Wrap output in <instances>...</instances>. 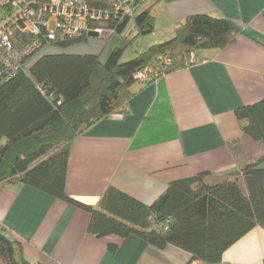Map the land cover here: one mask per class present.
I'll return each mask as SVG.
<instances>
[{
	"label": "crops",
	"instance_id": "crops-1",
	"mask_svg": "<svg viewBox=\"0 0 264 264\" xmlns=\"http://www.w3.org/2000/svg\"><path fill=\"white\" fill-rule=\"evenodd\" d=\"M152 2V34L161 31L170 38L179 23L202 14L233 21L240 34L224 49L198 51L194 63L136 83L122 113L76 136L64 192L88 207L95 208L108 187L149 206L172 182L206 174L205 182L215 184L264 153L261 143L242 136L234 116L236 109L264 100V0ZM88 39L66 49L49 47L37 59L91 55L101 62L108 45ZM89 218L81 208L33 187H0V227L20 242L30 264H202L190 262L179 248L159 249L137 236L96 238L87 233ZM215 264H264V230L244 234Z\"/></svg>",
	"mask_w": 264,
	"mask_h": 264
},
{
	"label": "trees",
	"instance_id": "trees-1",
	"mask_svg": "<svg viewBox=\"0 0 264 264\" xmlns=\"http://www.w3.org/2000/svg\"><path fill=\"white\" fill-rule=\"evenodd\" d=\"M87 1L92 8L109 9L116 0ZM148 1L133 0L131 18L118 13L96 24L111 32L100 39L122 34L129 23L138 35L152 34L153 2ZM238 34L239 27L229 19L192 15L170 38L125 63H120L123 50L118 48L104 63L91 55L40 57L0 86V187L21 183L81 208L90 217L87 233L96 238L137 236L159 249L179 248L190 255V262H220L222 253L244 234L256 227L264 230V153L215 184L205 182L206 174L172 182L162 204L147 206L108 187L92 208L68 198L64 185L72 141L96 122L123 112L133 95L130 89L138 83L137 72L163 67V58L170 63L166 73L183 68L190 65L191 54L224 49ZM87 39L50 46L66 49ZM234 116L242 136L264 148V100L236 109ZM0 264H30L20 242L1 227Z\"/></svg>",
	"mask_w": 264,
	"mask_h": 264
},
{
	"label": "built area",
	"instance_id": "built-area-1",
	"mask_svg": "<svg viewBox=\"0 0 264 264\" xmlns=\"http://www.w3.org/2000/svg\"><path fill=\"white\" fill-rule=\"evenodd\" d=\"M110 1V0H100ZM133 0H116L109 9H96L87 0H0V86L27 69V62L39 52L63 40L103 38L111 32L96 24L114 14L134 15ZM190 64L194 55L188 57ZM154 65L137 72L135 79L145 84L164 76L170 65Z\"/></svg>",
	"mask_w": 264,
	"mask_h": 264
},
{
	"label": "rangeland",
	"instance_id": "rangeland-1",
	"mask_svg": "<svg viewBox=\"0 0 264 264\" xmlns=\"http://www.w3.org/2000/svg\"><path fill=\"white\" fill-rule=\"evenodd\" d=\"M151 0L147 2L150 3ZM164 35L163 32L158 31L154 34H149L145 36L138 35L133 27V23H129L128 26L125 28L122 34H114L107 40H102V42H106L107 46V52L106 57H103L101 60V63H104L111 51L114 48L122 49V56L120 63H125L133 58H135L138 54H141L145 52V50L150 46L149 44L152 42H157L160 40H166V38H169ZM89 40V39H88ZM101 40V39H100ZM97 41V40H94ZM45 49L41 52H39L35 57H33L29 62H27V67L32 63H34L37 60V57L41 53H45Z\"/></svg>",
	"mask_w": 264,
	"mask_h": 264
},
{
	"label": "water",
	"instance_id": "water-1",
	"mask_svg": "<svg viewBox=\"0 0 264 264\" xmlns=\"http://www.w3.org/2000/svg\"><path fill=\"white\" fill-rule=\"evenodd\" d=\"M89 38L96 39L97 38V35L94 34V33H90L89 34ZM164 201H165V197H162V198L159 199L158 202H159V204H162Z\"/></svg>",
	"mask_w": 264,
	"mask_h": 264
}]
</instances>
